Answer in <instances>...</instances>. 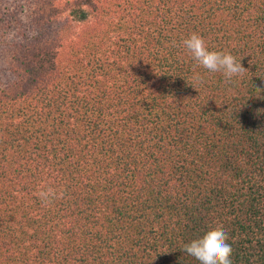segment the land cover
Segmentation results:
<instances>
[{
    "label": "trees",
    "instance_id": "16d2710c",
    "mask_svg": "<svg viewBox=\"0 0 264 264\" xmlns=\"http://www.w3.org/2000/svg\"><path fill=\"white\" fill-rule=\"evenodd\" d=\"M4 3L0 264H200L217 226L264 264V0ZM192 33L248 71L198 65Z\"/></svg>",
    "mask_w": 264,
    "mask_h": 264
},
{
    "label": "clouds",
    "instance_id": "9594fccd",
    "mask_svg": "<svg viewBox=\"0 0 264 264\" xmlns=\"http://www.w3.org/2000/svg\"><path fill=\"white\" fill-rule=\"evenodd\" d=\"M192 58L204 69L212 73H222L226 80L242 76L246 69L241 60H237L230 53L210 51L205 39L199 34L192 33L182 41ZM37 196L45 204L59 199L62 193H58L52 187H42ZM228 235L222 226L210 229L202 238L194 239L185 244L182 251L194 257L200 264H233L231 260L232 247L228 241Z\"/></svg>",
    "mask_w": 264,
    "mask_h": 264
},
{
    "label": "rangeland",
    "instance_id": "374dc122",
    "mask_svg": "<svg viewBox=\"0 0 264 264\" xmlns=\"http://www.w3.org/2000/svg\"><path fill=\"white\" fill-rule=\"evenodd\" d=\"M8 1H9V0H6V2H8ZM6 2H5V3H6ZM1 3H2V4L4 3L3 0L0 1V4H1ZM5 3H4V5H6ZM10 4H11V1H10ZM14 4H15V1H14ZM12 6H13V3H12ZM6 20H8V19H6ZM6 20H4V21H6ZM10 33H11V32H10ZM11 35H12V34H11ZM8 36H10V34H9ZM4 49H5V48H4ZM10 49H11V48H9V49H7V50L9 51ZM0 53H1V52H0ZM1 55H3V56L6 57V53H5V54H1ZM6 66H9V65H6ZM4 70H5L4 73H6V69H4ZM7 74H8V73H7ZM9 77H10V76L8 75V79H9Z\"/></svg>",
    "mask_w": 264,
    "mask_h": 264
}]
</instances>
